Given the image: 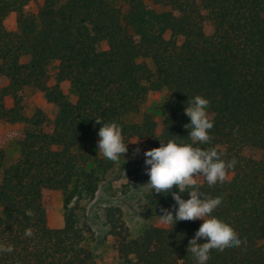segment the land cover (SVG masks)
Segmentation results:
<instances>
[{
    "label": "trees",
    "instance_id": "1",
    "mask_svg": "<svg viewBox=\"0 0 264 264\" xmlns=\"http://www.w3.org/2000/svg\"><path fill=\"white\" fill-rule=\"evenodd\" d=\"M33 1L0 0V122L13 127L6 135L16 151L7 164L0 154V245L12 248L0 264H196L187 244L200 219L134 235L121 207L107 205L98 240L86 211L119 160L94 149L95 118L117 122L127 144L187 143L183 109L197 94L214 121L201 147L236 161L224 182L199 177V190L222 198L212 214L246 241L210 250L207 264H264V0H43L30 13ZM11 15L15 30L6 27ZM26 91L56 107L52 120L26 107ZM52 190L63 197L57 228ZM146 201L157 218L161 208L174 213L171 192L149 191Z\"/></svg>",
    "mask_w": 264,
    "mask_h": 264
},
{
    "label": "clouds",
    "instance_id": "2",
    "mask_svg": "<svg viewBox=\"0 0 264 264\" xmlns=\"http://www.w3.org/2000/svg\"><path fill=\"white\" fill-rule=\"evenodd\" d=\"M187 101L183 111L189 118V123L184 127L189 130L187 136L191 142L159 139V146L144 150V164L149 166L146 168L148 181L144 185L157 193L171 192L175 201L174 213L168 208L160 209L158 217L163 225L175 224L180 220H202L188 240L187 252L191 253L196 264H207L210 250H231L246 241H243L228 223L212 214L222 198L218 195H205L199 190L197 177L202 176L209 186L224 182L227 171L234 167L236 161L234 158L228 161L222 159V153L218 152L216 147H201L210 141L209 130L214 124L208 116L209 102L199 94ZM95 121L100 123L97 131V150L106 159H120L128 151L121 126L115 121L103 124L99 118H95ZM173 186L176 191H171ZM185 192L187 198L181 195ZM25 214L30 216L32 211L26 209ZM31 234V228H26L25 235ZM201 240L203 242H199ZM11 251L10 245H0V252Z\"/></svg>",
    "mask_w": 264,
    "mask_h": 264
},
{
    "label": "rangeland",
    "instance_id": "3",
    "mask_svg": "<svg viewBox=\"0 0 264 264\" xmlns=\"http://www.w3.org/2000/svg\"><path fill=\"white\" fill-rule=\"evenodd\" d=\"M42 2L43 0L31 2L26 7V11L35 13ZM6 27L9 30L16 29L14 15L8 18ZM55 70L56 63L52 64L49 68L50 77L55 73ZM49 82L52 83V80ZM62 89L72 101H75L76 96L70 91L68 82L62 83ZM159 97L160 94L158 93L151 94L149 103H155ZM24 103L27 108L41 107L49 120H52L57 110L55 106L47 103L43 96L37 91H26L24 93ZM12 129V126L0 122V154L5 153L6 164L10 163L16 154L13 143L11 140L7 139L6 135V132ZM88 147L92 148V145L90 144ZM93 147L99 153L97 144L93 145ZM150 148L151 146L147 141L136 138L132 139L127 144L128 151L117 161L114 173L106 177L101 183L94 199L87 205V222L98 240L101 239L106 232L103 220L98 214V209L107 205H118L121 207L123 217L134 235L139 233L140 230L147 225L165 226L160 222L159 218L152 215L151 209L146 201V195L150 190L144 184L148 181L146 168L149 166L144 164L143 152ZM137 149H139V151H137ZM197 181H200L199 177H197ZM49 195L51 199L49 223L50 226L57 228L63 225V197L62 193L58 190L50 191ZM106 257H108L107 254Z\"/></svg>",
    "mask_w": 264,
    "mask_h": 264
}]
</instances>
